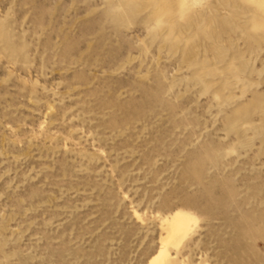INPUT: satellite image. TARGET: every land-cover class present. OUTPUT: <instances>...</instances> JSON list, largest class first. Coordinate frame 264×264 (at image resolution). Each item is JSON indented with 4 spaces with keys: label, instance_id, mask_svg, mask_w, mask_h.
<instances>
[{
    "label": "rangeland",
    "instance_id": "obj_1",
    "mask_svg": "<svg viewBox=\"0 0 264 264\" xmlns=\"http://www.w3.org/2000/svg\"><path fill=\"white\" fill-rule=\"evenodd\" d=\"M263 5L0 0V264H264Z\"/></svg>",
    "mask_w": 264,
    "mask_h": 264
},
{
    "label": "bare ground",
    "instance_id": "obj_2",
    "mask_svg": "<svg viewBox=\"0 0 264 264\" xmlns=\"http://www.w3.org/2000/svg\"><path fill=\"white\" fill-rule=\"evenodd\" d=\"M264 7V5H263ZM191 218L187 217L184 214H175L171 217L168 221L169 229L172 234H177L178 232L182 231L183 229H187ZM149 264H170L165 254L164 247H161L159 251L156 253L155 257L150 260Z\"/></svg>",
    "mask_w": 264,
    "mask_h": 264
}]
</instances>
